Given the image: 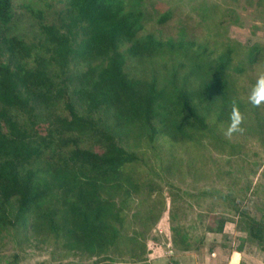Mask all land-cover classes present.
<instances>
[{"label":"trees","instance_id":"obj_1","mask_svg":"<svg viewBox=\"0 0 264 264\" xmlns=\"http://www.w3.org/2000/svg\"><path fill=\"white\" fill-rule=\"evenodd\" d=\"M149 1L66 0L53 22L37 12L36 41L0 28V238L12 235L19 249L36 243L50 246L54 258L80 252L95 264L146 253L141 236L159 213L133 209L159 186L149 150L171 168L175 157L162 149L186 145L195 167L192 153L208 138L227 147L222 135L234 104L240 128L263 117L264 104L248 99L256 81L241 80L264 64V43L220 39L244 24L238 10L213 2L203 15L215 18L204 21L207 36L171 24L185 12L175 0L160 9L158 28H149ZM14 14V1L0 0V27ZM254 192L246 204L230 193L227 204L246 233L236 250L264 263V209H250ZM215 217L208 229L216 233L234 220ZM138 221L145 229L129 234ZM173 229L175 247L191 250L181 225Z\"/></svg>","mask_w":264,"mask_h":264},{"label":"rangeland","instance_id":"obj_2","mask_svg":"<svg viewBox=\"0 0 264 264\" xmlns=\"http://www.w3.org/2000/svg\"><path fill=\"white\" fill-rule=\"evenodd\" d=\"M13 1L14 18L7 26H1V31L8 36L15 34L25 36L30 41H36V35L39 34L41 19L37 12L42 11L45 21L53 22L59 15L58 11L65 9L66 5V0ZM151 1L146 5L147 24L149 28L157 29L160 9L167 7L171 0ZM213 2L235 7L244 23L241 26H230L220 39L230 37L245 45L254 42L264 43V0H175L174 4L183 5L185 12H182L171 24L180 23L179 26L183 27L194 25L198 31L200 29L205 35L213 36L205 27L204 21L214 23L215 18L208 15L209 17L203 20V15ZM261 75H264V64L251 68L241 83L249 84ZM261 112L263 117L248 121L247 128L244 124L240 131L231 135H227V131L223 133L222 136L228 143L226 148L214 146L208 138L205 146L202 145L199 151L192 153L195 167L189 165L191 150L186 149V145L175 147L173 150L166 146L162 149L165 158L169 157L170 151L175 157L171 168L164 167L163 162L149 150L151 163H154L153 170L156 172H151V175L159 186L153 198L144 194L145 200L139 202L133 212L138 210L140 216H145L148 214V208V210L154 209L156 215L159 213L158 218L154 221L153 218L150 220L148 232L145 236H141L147 245L146 253L134 257L131 253L117 258L119 264H172L174 259H178L181 264H263L258 257L248 254H243L241 260V254L234 251L239 246V239L246 233L237 229L236 216L227 204V196L233 192L237 193L239 203L246 204L248 197L255 195L254 191L257 188L256 197H253L254 202H250L249 207L256 214H260L264 209L263 107ZM257 124H262L263 128L249 129ZM200 166L197 172L195 168ZM154 198L156 202L152 201ZM217 213H225L235 220L226 222L223 233L208 229L218 220L215 217ZM139 221L127 230L129 234L135 229L139 231L145 229ZM176 225H181L192 246L191 250L181 251L175 247L174 238L177 233L173 227ZM24 247L25 250L19 249L12 235L0 238V264H95L96 262V257L88 259L80 252L60 259L58 255L54 258L50 246L38 247L33 243ZM15 253L20 255L17 262L14 260Z\"/></svg>","mask_w":264,"mask_h":264},{"label":"clouds","instance_id":"obj_3","mask_svg":"<svg viewBox=\"0 0 264 264\" xmlns=\"http://www.w3.org/2000/svg\"><path fill=\"white\" fill-rule=\"evenodd\" d=\"M248 99L249 103L253 106H260L261 104H264V75L257 78ZM242 119L243 117L239 108L234 104L231 113L229 114L230 124L226 134L231 135L233 132L240 131Z\"/></svg>","mask_w":264,"mask_h":264},{"label":"crops","instance_id":"obj_4","mask_svg":"<svg viewBox=\"0 0 264 264\" xmlns=\"http://www.w3.org/2000/svg\"><path fill=\"white\" fill-rule=\"evenodd\" d=\"M234 251H235V252H239V253L241 254V260H242V255H243V254H246V253H244L243 251H242V252H240V251H238V250H234ZM235 252H234V253H235ZM248 255H249V254H248ZM259 260H260V259H259ZM260 262H263V261L260 260ZM263 264H264V263H263Z\"/></svg>","mask_w":264,"mask_h":264}]
</instances>
